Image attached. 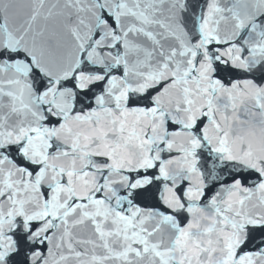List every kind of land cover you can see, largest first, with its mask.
I'll return each instance as SVG.
<instances>
[{
  "label": "snow or ice",
  "instance_id": "6c2138e0",
  "mask_svg": "<svg viewBox=\"0 0 264 264\" xmlns=\"http://www.w3.org/2000/svg\"><path fill=\"white\" fill-rule=\"evenodd\" d=\"M0 264H264V0H0Z\"/></svg>",
  "mask_w": 264,
  "mask_h": 264
}]
</instances>
